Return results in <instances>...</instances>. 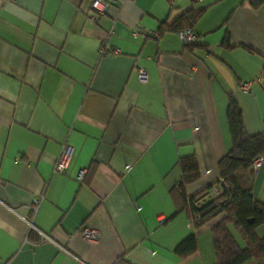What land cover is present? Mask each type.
<instances>
[{"label": "crops", "instance_id": "1", "mask_svg": "<svg viewBox=\"0 0 264 264\" xmlns=\"http://www.w3.org/2000/svg\"><path fill=\"white\" fill-rule=\"evenodd\" d=\"M104 1L91 23L88 0H0V261L216 264L212 229L223 216L195 228L170 192L188 156L200 169L188 195L220 180L230 96L247 132L264 134V2ZM190 10L200 13L194 44L160 33ZM253 195L264 204V167ZM192 234L198 250L179 257Z\"/></svg>", "mask_w": 264, "mask_h": 264}, {"label": "trees", "instance_id": "2", "mask_svg": "<svg viewBox=\"0 0 264 264\" xmlns=\"http://www.w3.org/2000/svg\"><path fill=\"white\" fill-rule=\"evenodd\" d=\"M263 2L264 0H251L255 7ZM199 15L200 13L192 10L187 11L176 23L162 25L160 33L192 29ZM227 121L232 146L218 162L220 180L194 195H188L187 185L199 179L200 169L195 156L184 157L179 160L181 180L170 194L177 210H186L195 228L214 217L223 216L212 229L216 264H245L251 260L264 264V237H259L256 233V228L264 224V204L253 195L252 169L254 159L264 154V134L251 135L247 132L241 108L233 96H230L228 101ZM221 180L224 181L221 185L222 194L207 197L208 192L219 185ZM232 225L245 237L246 248L239 246L230 231L229 227ZM198 248L197 236L192 234L176 247L175 253L181 258H186Z\"/></svg>", "mask_w": 264, "mask_h": 264}, {"label": "built area", "instance_id": "3", "mask_svg": "<svg viewBox=\"0 0 264 264\" xmlns=\"http://www.w3.org/2000/svg\"><path fill=\"white\" fill-rule=\"evenodd\" d=\"M90 2V7H91V12L88 15V20L91 23H98V21L100 20L101 15H103L105 8L107 7V3L104 0H88ZM181 36L185 42V44H194L197 41V34L192 30V29H185L184 31L181 32ZM102 52H106V44L105 46L103 45L102 48ZM139 77L141 79H143L145 77V73L142 69H139ZM243 88L245 90L249 89V85L245 84L243 86ZM71 147L67 146L63 149V151L61 152V154L59 155L57 162L55 164V171L58 173H63L66 174L67 173V169H68V158L71 154ZM264 167V154L258 156L257 158L254 159L253 163H252V169L253 171H257L258 169ZM131 169L130 166L126 167V170L129 171ZM86 174V170L85 169H81L79 170L78 174H77V179L79 180H83ZM222 184H224V181L221 180L220 184L213 187L212 188V193L215 196H219L222 194L223 192V187L221 186ZM38 203V200H37ZM82 234L84 235V237L87 240H96L98 238V233L95 230L92 229H88L85 228L82 231ZM49 240H51L50 238H48ZM63 250L66 251V249L62 248ZM67 252V251H66ZM117 264H125L121 261L117 262Z\"/></svg>", "mask_w": 264, "mask_h": 264}, {"label": "water", "instance_id": "4", "mask_svg": "<svg viewBox=\"0 0 264 264\" xmlns=\"http://www.w3.org/2000/svg\"><path fill=\"white\" fill-rule=\"evenodd\" d=\"M0 264H7V263H5L4 261H0Z\"/></svg>", "mask_w": 264, "mask_h": 264}, {"label": "rangeland", "instance_id": "5", "mask_svg": "<svg viewBox=\"0 0 264 264\" xmlns=\"http://www.w3.org/2000/svg\"><path fill=\"white\" fill-rule=\"evenodd\" d=\"M213 197H215V195Z\"/></svg>", "mask_w": 264, "mask_h": 264}]
</instances>
